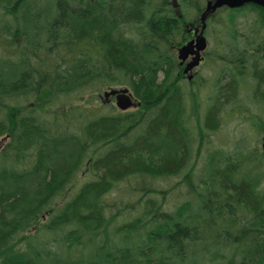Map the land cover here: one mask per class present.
I'll use <instances>...</instances> for the list:
<instances>
[{
    "label": "trees",
    "instance_id": "obj_1",
    "mask_svg": "<svg viewBox=\"0 0 264 264\" xmlns=\"http://www.w3.org/2000/svg\"><path fill=\"white\" fill-rule=\"evenodd\" d=\"M173 1L0 0V264H264V153L210 140L226 105L264 110V8L206 17L220 40L200 115L204 78L186 90L175 49L204 0ZM111 85L138 106L96 105Z\"/></svg>",
    "mask_w": 264,
    "mask_h": 264
},
{
    "label": "rangeland",
    "instance_id": "obj_2",
    "mask_svg": "<svg viewBox=\"0 0 264 264\" xmlns=\"http://www.w3.org/2000/svg\"><path fill=\"white\" fill-rule=\"evenodd\" d=\"M174 4L176 6V0H174ZM203 7H205V0L203 2ZM178 16L184 17L183 13L180 11V9H176L175 10ZM186 13H190V15H188V17H191V11L189 8H185L182 10ZM194 14V13H193ZM220 14V12L217 13V15ZM214 14L211 13L209 17L213 16ZM217 15L213 17V19L216 21V23H221L220 18L219 21H217ZM199 16V15H198ZM199 18V17H198ZM254 15L251 14L248 11H244V14L242 13L240 16H238L237 18V27H239V30L245 34H249L250 31H253V28L255 27V23H254ZM200 25V19L198 20H193L187 23H184L183 26L185 27V29H194V28H199ZM216 28V29H215ZM214 29H208L206 32L204 31V35L207 41V45H206V49H205V53H206V59L205 61H203L201 64L197 65L196 67H193L190 70V74H194V80L196 82L199 81V77H203V85L199 86V88L196 87V85L194 83L189 84L190 89H193L196 92L197 95V101L199 104V114L202 115L203 111H204V106L205 103L208 100V96L212 93L213 91V87H214V76L217 72L216 70V63H215V59L213 55H208V52L210 50H212L214 47L217 46L218 41L220 40L219 37V32H218V28L215 27ZM192 32V31H190ZM189 33V32H188ZM208 55V56H207ZM220 64V62L218 63ZM198 74V75H197ZM198 77L197 80L195 79V77ZM206 80V81H205ZM188 81V79L185 77L180 81V84H183L186 88V90H188L189 86L186 84ZM109 88H120L119 86H115V85H111L108 86ZM121 87H127V86H122ZM108 88H106L105 90H107ZM250 92V91H249ZM248 92V93H249ZM96 95V100L94 101V103L96 105H101L102 104V97H98V93H95ZM86 94H82L80 99L74 100L72 98L70 99H65L64 102L62 103H57L55 105H53L52 107H50L48 110L53 111V110H59L61 108L67 109L70 105H78V104H82L83 105V99L86 98ZM100 96V95H99ZM131 99L134 101V105L129 107L127 110L125 111H132L134 110L137 106H138V102L133 98L132 95ZM245 99H243V103H239L237 105H243L242 107H238V106H231V105H226V111L228 112V116L224 119V122L221 124V126L218 128V130H216V132L214 134H211L210 140L216 144V145H221L224 148H228V147H233L236 143H240V144H245V145H250L252 146H258L260 147V143L261 141L264 139V127L262 131H255L252 128V119H251V115L252 114H262L264 116V110L259 111L257 110V106L256 104L250 103L248 102V98L245 97ZM110 104L114 105V97H109ZM247 108V109H244ZM242 113V115L240 116V114ZM3 141V143L5 142V139L0 137V141ZM81 178L84 176V173L81 172L80 173Z\"/></svg>",
    "mask_w": 264,
    "mask_h": 264
},
{
    "label": "water",
    "instance_id": "obj_3",
    "mask_svg": "<svg viewBox=\"0 0 264 264\" xmlns=\"http://www.w3.org/2000/svg\"><path fill=\"white\" fill-rule=\"evenodd\" d=\"M246 3H253L264 8V0H207L205 8L200 15V29L194 39L189 40L185 44L178 47V58L184 60L189 54L192 55V59L187 63L184 72H187L192 67L198 64L201 59L200 52L205 49L206 41L203 35V29L205 27V17L209 12L214 11L216 8L223 5L232 7H238ZM198 30L195 29V33ZM110 95L115 96V105L121 110L128 109L134 105V101L131 99V94L127 87L122 88H110L103 92V96L107 99ZM261 148L264 153V141L261 143Z\"/></svg>",
    "mask_w": 264,
    "mask_h": 264
},
{
    "label": "flooded vegetation",
    "instance_id": "obj_4",
    "mask_svg": "<svg viewBox=\"0 0 264 264\" xmlns=\"http://www.w3.org/2000/svg\"><path fill=\"white\" fill-rule=\"evenodd\" d=\"M187 30V29H186ZM189 33V35L187 36V38L185 39L186 41H189L190 39H192L193 37H194V31H195V28L193 29H188L187 30ZM190 31H192V32H190ZM185 41V42H186ZM184 42V41H183ZM202 54V57H203V60L201 61V63L203 62V61H205V59H206V53H205V51L204 52H202L201 53ZM192 58V56L191 55H188V57H186L185 59H184V61H180L179 59H177V57H176V60H177V65H178V68L180 69V73H181V78L183 79V78H187L188 80H189V77H190V71L187 73V74H184L183 73V69L185 68V66L187 65V63H189L190 62V59ZM179 73V74H180Z\"/></svg>",
    "mask_w": 264,
    "mask_h": 264
}]
</instances>
